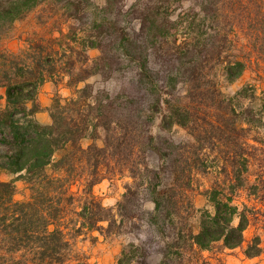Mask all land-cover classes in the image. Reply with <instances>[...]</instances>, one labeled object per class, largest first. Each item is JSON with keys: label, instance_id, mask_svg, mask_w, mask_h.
<instances>
[{"label": "trees", "instance_id": "trees-1", "mask_svg": "<svg viewBox=\"0 0 264 264\" xmlns=\"http://www.w3.org/2000/svg\"><path fill=\"white\" fill-rule=\"evenodd\" d=\"M221 1L223 0H198L200 13L205 20H209L208 27L214 31L209 36L196 35L188 29L186 33L180 34L179 26L185 19L183 16L174 19L171 17L173 11L165 10L169 0H143L142 9H138L136 3L126 13L121 8L124 0H104L103 10L118 9L114 17L104 16L92 20L88 37L91 41L89 47L99 51L95 58L89 60L85 50L78 52L76 56L72 52L67 55L64 49L54 50L51 43L40 42L31 44V51L22 57L0 53V87L5 89V106L0 108V133L4 135L7 143L6 150L0 153V173H21L38 190L42 206L52 209L53 205L49 204L52 199L46 198V195L54 191L62 194L65 192L64 185L69 182L68 177L82 176L84 170L80 165L81 171H78L75 164L83 158H86L92 178L86 184V192L91 193L92 186L100 177V171L105 170L108 173L115 168L121 169L122 166L118 163L128 162L139 143H142L138 153L140 163L145 164L148 149L165 160L171 155L170 151H180V155L188 154L186 159H193L190 167L202 172H206L207 167L201 153L205 144L213 142L211 139L215 138V132L218 134V140L213 139L215 142H224L235 155H240L239 139L243 130L237 128L236 122L244 111L236 109L234 97H223L215 80L216 70L225 61L227 65L222 67V71L229 81L238 78L244 70L241 61H229L227 43L230 42L228 35L231 29H228L227 21L221 22V10L224 14V4ZM93 5V0H0V38L9 33L16 21L24 19L41 7L72 21L67 36L73 41L76 34L75 23L86 24ZM131 15L139 22L138 28H129L123 24L122 17L129 18ZM63 42L65 41L62 39L58 41L60 48ZM66 48L74 50L69 41H66ZM76 64H79L78 70H75ZM129 70L134 71L129 89L115 94L101 91L95 96L93 106L89 101V88L80 90L77 99H71L64 105L55 100L51 109V125H42L31 116L24 121L18 117L20 112L27 110V103L34 101L38 86L47 77L54 78L53 76L64 74L68 77L69 85L75 86L92 75L109 77ZM179 87L185 89L187 102L177 95ZM161 104L167 108L166 120L170 124L187 128L193 134L198 128L205 130L204 136L195 135L197 145H179L170 150L172 147L168 139L156 143L154 137L147 134L149 128L143 125L145 120L142 119V114L146 107ZM204 108H214L217 111L216 116H211L217 117L219 125L209 120L211 116ZM34 112L36 110L33 107L30 113ZM90 118L97 119L95 130L101 127L104 132V146L91 144L87 152L80 149L79 142L85 136ZM93 133L96 134L97 131ZM66 147L68 152L60 163L53 162L54 153ZM190 147L193 148L190 150ZM76 152L81 153L75 158ZM115 159L116 167H111L110 162H115ZM175 162L179 160L175 158ZM145 167L144 173L152 192L151 199L156 213L173 214L187 221L194 207L187 200L184 207L187 213H181L183 203L181 197L177 198L175 184L177 183V187L183 186L182 189L191 188L189 173L186 175L182 168L178 173L173 171L174 176L168 174V162L162 163L158 170ZM62 168L66 169L68 177L49 178L48 169L59 171ZM130 168L134 172L133 162ZM172 177L175 180L185 177L184 185L175 181L168 186L165 182ZM14 192L12 182L0 181V227L1 233L6 235L10 244L8 252L12 254L28 248L30 244H38V238L33 240V237L41 235L51 240L45 249L44 245H39L44 253L37 260L63 262L61 250L59 253L52 245L54 241L60 240L55 234L57 232L47 234V219L37 211H32L35 205L13 202ZM128 195L135 197L136 191L130 190L125 195L127 202L120 204L124 217L132 215L131 209L127 208L131 202ZM209 197L215 209L214 214L207 215L196 232L188 222L183 229L173 231L178 242L171 244V247L178 249L175 245L182 242L186 250H192L194 246L209 249L220 240L230 248L240 245L243 230L247 226L245 217H242L237 226H232L234 213L227 211L231 207L217 198L215 189ZM54 210L55 213L50 216L53 220L63 211L60 205L55 206ZM106 213V208L91 199L85 202L82 215L88 226L94 227ZM152 222L156 223L157 219ZM259 253L260 249L256 244L247 249L248 256ZM177 254L180 258V252ZM12 264L19 262L12 261ZM165 264L180 262L175 263L170 255H166Z\"/></svg>", "mask_w": 264, "mask_h": 264}, {"label": "rangeland", "instance_id": "rangeland-1", "mask_svg": "<svg viewBox=\"0 0 264 264\" xmlns=\"http://www.w3.org/2000/svg\"><path fill=\"white\" fill-rule=\"evenodd\" d=\"M93 1L94 5L89 11L86 24L75 23V40L70 41L67 36L71 20H66L59 13L52 14L51 11L38 7L24 19L16 21L9 33L0 38V53L22 57L23 54L31 51V44L40 42L51 43L54 50L64 49L67 55L72 52L76 56L78 52L85 50L89 60L95 58L99 51L89 47L91 41L88 37L92 20L104 16L114 17L118 8L105 11L102 9L104 0ZM136 3L138 9L143 8V0H124L121 8L126 13L131 11V7ZM221 3L224 4V14L221 10V22L227 21L228 29H231L228 35L230 42L227 43L229 61H241L244 70L238 78L229 81L222 71V67L227 65L225 61L221 68L216 70L215 80L216 87L223 97H234L236 109L244 111L236 122L237 128L243 130L239 139L240 155H235L231 148L224 145V142H215L218 140V134L215 132V138L211 139L213 142L205 144L201 153L207 167V171L202 172L190 167L193 159H186L188 154L180 155L182 153L180 151H170L171 155L165 160L148 149L145 164L140 163L138 153L142 143H139L136 144L128 162L118 163L122 166L121 169L115 168L108 173L105 170L100 171V177L92 186L91 193L86 192V184L92 178L88 172L86 158H83L75 164L78 171H81L80 165L84 170L80 177L74 175L68 177L65 168L59 171L47 170L50 179L56 177L69 179L64 185L65 192L57 194L54 191L46 195V198L52 199L49 203L53 205L52 209L42 206L38 190L27 182L21 173H0V181H9L14 185L12 201L35 205L32 211H37L47 219L46 233L57 232L55 234L60 240L54 241L52 245L59 253L61 250L64 257L63 262L60 263H51L46 259L37 260L51 240L41 235L33 237V240L38 238V244H30L28 248L11 254L8 252L10 246L8 238L1 233L2 227H0V264H12V261L19 264H165L166 255H170L173 262L180 264L181 262L182 264H264V0H223ZM167 4L165 10L173 11L172 18L183 16L185 19L179 26L180 34L186 33L187 29L196 35L209 36L214 33L208 27L209 20H205L199 11L198 0H169ZM122 21L129 28L139 27V22L132 18V15L129 18L123 16ZM60 39L65 41L62 48L57 44ZM66 41H69L74 50L66 48ZM78 69L79 64H76L75 70ZM133 75V70L109 77L96 74L78 82L75 86L69 85L68 77L64 74L59 77L53 76L54 78L47 77L38 86L34 101L27 103V110L20 112L18 117L24 121L31 116L42 125H51L53 123L51 109L55 100L64 105L71 99H77L80 90L89 88L91 92L89 101L93 106L95 96L101 91L115 94L128 90ZM4 94L5 89L0 87L2 97L0 108L5 106ZM177 95L187 102L184 88L179 87ZM33 107L36 112L31 114L30 109ZM146 108L142 119L145 120L143 122L145 128H149L147 134H151L156 143L168 139L172 147L170 150L179 145H197L195 135L204 136L203 128H198L193 134L187 128L170 124L166 120L167 108L163 104ZM247 109L252 112L246 111ZM204 111L209 116L217 115L214 108H204ZM209 120L215 125L220 124L216 121L217 117L211 116ZM96 123V118L89 119L85 136L79 142L80 149L88 152L91 144L104 146V132L101 127L95 130ZM95 131L96 134L93 133ZM144 146L146 148V145ZM6 148L4 135L0 133V153ZM67 152L68 147L56 151L53 162L60 163ZM79 153L81 152H76L75 158ZM175 158L179 162L176 163ZM132 162L134 172L130 168ZM165 162H168L167 173L172 176L175 175L173 171L178 173L182 168L186 175L189 173L191 188L182 189L183 186L177 187V183L175 184L177 198L181 197L183 203V206L180 205L181 213H187L184 209L187 200L194 207L187 221L173 214H160L154 210L152 192L144 173L145 166L151 170H158ZM116 163L117 159L115 162L111 161V167H116ZM184 180L185 177L180 180L172 177L165 183L169 186L178 181L179 185H184ZM213 189L217 198L231 207L227 211L234 213L232 226H237L242 217H245L247 226L243 230L240 245L230 248L220 240L209 249L194 246L192 250H186L182 242L175 245L178 249L171 247V244L178 242L173 231L183 229L188 222L196 232L201 221L207 215L214 214L215 209L209 197ZM130 190L136 191L135 197L128 195L131 202L127 208L131 209L132 215L124 217L120 204L127 202L125 195ZM91 199L99 202L108 211L94 227H89L82 215L85 202ZM57 205H60L63 211L59 212L60 216L55 220L50 219ZM153 219H157V222L153 223ZM254 244L260 249V253L256 256H248L247 249ZM39 245H44V249ZM178 252L181 254L180 258Z\"/></svg>", "mask_w": 264, "mask_h": 264}]
</instances>
